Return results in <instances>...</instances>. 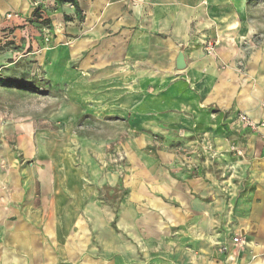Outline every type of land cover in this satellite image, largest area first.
<instances>
[{
  "label": "rangeland",
  "instance_id": "obj_1",
  "mask_svg": "<svg viewBox=\"0 0 264 264\" xmlns=\"http://www.w3.org/2000/svg\"><path fill=\"white\" fill-rule=\"evenodd\" d=\"M249 2L262 45L264 0ZM31 22L0 34V264H29L30 240L51 264H223L214 242L244 246L236 214L251 186L235 116L211 107L197 122L140 126L139 111L120 109L129 86L110 102L95 70L52 62L63 55L45 53Z\"/></svg>",
  "mask_w": 264,
  "mask_h": 264
},
{
  "label": "crops",
  "instance_id": "obj_2",
  "mask_svg": "<svg viewBox=\"0 0 264 264\" xmlns=\"http://www.w3.org/2000/svg\"><path fill=\"white\" fill-rule=\"evenodd\" d=\"M73 1L74 8L59 0H0V34L23 24L34 4L45 5L52 45L45 53L63 55L52 62L95 70V85L109 87L112 103L119 100L115 87L129 86L120 109L139 111L140 126L147 129L157 130L148 123L165 114L197 122L211 107L264 122V43L256 45L258 22L249 14V0ZM206 39L216 40L212 54L203 49ZM179 51L183 69L176 68ZM240 124L237 147L245 159L239 161L247 163L251 190L247 208L236 214V235L247 239L244 246L233 237L214 246L220 263L264 264V126ZM36 256L30 240L28 263H52ZM72 261L95 264V255Z\"/></svg>",
  "mask_w": 264,
  "mask_h": 264
},
{
  "label": "built area",
  "instance_id": "obj_3",
  "mask_svg": "<svg viewBox=\"0 0 264 264\" xmlns=\"http://www.w3.org/2000/svg\"><path fill=\"white\" fill-rule=\"evenodd\" d=\"M68 5L70 7H73L72 6L73 4L71 2H69ZM47 19H48L47 7L45 5H42V4H34L32 15L28 19L23 20V23H24V26L28 25L31 20H32V22H31L32 24L41 23V25H42L41 26V31H42L41 32L42 33L41 39H43V41L46 43L49 41L50 35H51L50 30H49L50 26L47 23H44V21ZM15 29H13L11 31L10 35L19 36L20 34L25 33V31L17 32V30H15ZM215 46H216V40L215 39H206L203 43V49L208 54H212L215 52ZM10 58L15 59L14 55H11ZM237 119L244 126H246L249 129H252V130H256L257 128L264 126V122L255 121L254 119L249 117L244 112H240L237 115ZM232 242L236 243V244H240L241 240L239 239V237L234 236L232 238ZM220 248H221V250H225L226 246H223Z\"/></svg>",
  "mask_w": 264,
  "mask_h": 264
},
{
  "label": "trees",
  "instance_id": "obj_4",
  "mask_svg": "<svg viewBox=\"0 0 264 264\" xmlns=\"http://www.w3.org/2000/svg\"><path fill=\"white\" fill-rule=\"evenodd\" d=\"M59 1H62V2H71L74 4V1L73 0H59ZM77 9V8H76ZM44 23H48V19L44 21ZM8 81L11 82V83H16L18 84L17 87L19 88H23L24 85H25V82H23L20 78L18 77H10L8 78Z\"/></svg>",
  "mask_w": 264,
  "mask_h": 264
},
{
  "label": "water",
  "instance_id": "obj_5",
  "mask_svg": "<svg viewBox=\"0 0 264 264\" xmlns=\"http://www.w3.org/2000/svg\"><path fill=\"white\" fill-rule=\"evenodd\" d=\"M176 68L177 69H183L185 66L184 57L182 51H179L176 57Z\"/></svg>",
  "mask_w": 264,
  "mask_h": 264
}]
</instances>
